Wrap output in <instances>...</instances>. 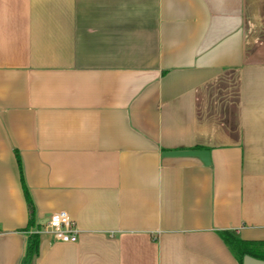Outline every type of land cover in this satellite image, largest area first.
Wrapping results in <instances>:
<instances>
[{"label":"crops","instance_id":"0c3cea01","mask_svg":"<svg viewBox=\"0 0 264 264\" xmlns=\"http://www.w3.org/2000/svg\"><path fill=\"white\" fill-rule=\"evenodd\" d=\"M17 152L32 264H239L221 231L264 241V0H0V264L26 246Z\"/></svg>","mask_w":264,"mask_h":264},{"label":"trees","instance_id":"16d2710c","mask_svg":"<svg viewBox=\"0 0 264 264\" xmlns=\"http://www.w3.org/2000/svg\"><path fill=\"white\" fill-rule=\"evenodd\" d=\"M16 155L20 167L21 183L28 207V224L25 228L26 246L19 264H32L40 252L41 235L37 230L41 225L37 220L36 205L26 183L21 157L18 152ZM220 235L239 264H243L245 255H251L264 260V241L245 240L230 231H221Z\"/></svg>","mask_w":264,"mask_h":264},{"label":"built area","instance_id":"2783aa9c","mask_svg":"<svg viewBox=\"0 0 264 264\" xmlns=\"http://www.w3.org/2000/svg\"><path fill=\"white\" fill-rule=\"evenodd\" d=\"M47 232L57 241L77 242L79 231L66 210L55 211L49 217ZM39 232V231H38Z\"/></svg>","mask_w":264,"mask_h":264},{"label":"water","instance_id":"95a60500","mask_svg":"<svg viewBox=\"0 0 264 264\" xmlns=\"http://www.w3.org/2000/svg\"><path fill=\"white\" fill-rule=\"evenodd\" d=\"M165 155L169 156H198L205 164H210V152L203 149H185V150H174L166 151ZM243 264H264L263 259L253 257L251 255H245Z\"/></svg>","mask_w":264,"mask_h":264}]
</instances>
